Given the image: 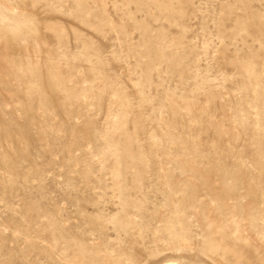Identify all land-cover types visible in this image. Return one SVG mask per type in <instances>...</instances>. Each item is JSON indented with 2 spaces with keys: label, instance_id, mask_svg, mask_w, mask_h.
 <instances>
[{
  "label": "rangeland",
  "instance_id": "rangeland-1",
  "mask_svg": "<svg viewBox=\"0 0 264 264\" xmlns=\"http://www.w3.org/2000/svg\"><path fill=\"white\" fill-rule=\"evenodd\" d=\"M264 264V0H0V264Z\"/></svg>",
  "mask_w": 264,
  "mask_h": 264
},
{
  "label": "bare ground",
  "instance_id": "bare-ground-1",
  "mask_svg": "<svg viewBox=\"0 0 264 264\" xmlns=\"http://www.w3.org/2000/svg\"><path fill=\"white\" fill-rule=\"evenodd\" d=\"M166 264H180V263H177V262H167Z\"/></svg>",
  "mask_w": 264,
  "mask_h": 264
}]
</instances>
